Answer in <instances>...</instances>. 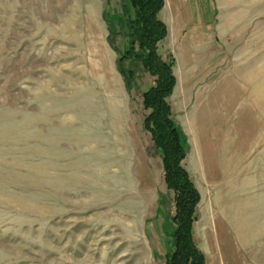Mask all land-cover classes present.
Listing matches in <instances>:
<instances>
[{
    "label": "rangeland",
    "instance_id": "374dc122",
    "mask_svg": "<svg viewBox=\"0 0 264 264\" xmlns=\"http://www.w3.org/2000/svg\"><path fill=\"white\" fill-rule=\"evenodd\" d=\"M125 5L0 0V264L170 262L175 191L143 122L154 78L126 59L127 89L108 39ZM158 18L192 242L203 264H264V0H163Z\"/></svg>",
    "mask_w": 264,
    "mask_h": 264
},
{
    "label": "trees",
    "instance_id": "16d2710c",
    "mask_svg": "<svg viewBox=\"0 0 264 264\" xmlns=\"http://www.w3.org/2000/svg\"><path fill=\"white\" fill-rule=\"evenodd\" d=\"M127 2L128 5H125L122 15L119 16L123 29L114 32L110 24L108 39L116 51L118 71L127 89H131L135 71L131 66H124L126 59L133 60L136 65L140 63L145 72L154 78L153 85L142 93V105L147 111L143 122L161 157L166 186L175 191V211L171 217L174 230L169 264H203L202 254L192 242V228L197 218L196 205L199 194L182 166L185 149L167 101L175 83L172 74L174 62L170 58L168 61L163 60L157 51L158 43L167 33L164 24L158 18L163 0ZM103 18L107 21L110 19L105 14ZM117 35L125 41L124 50L113 40Z\"/></svg>",
    "mask_w": 264,
    "mask_h": 264
}]
</instances>
